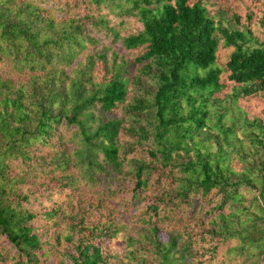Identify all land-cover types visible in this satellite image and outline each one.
Returning a JSON list of instances; mask_svg holds the SVG:
<instances>
[{
  "label": "trees",
  "instance_id": "trees-1",
  "mask_svg": "<svg viewBox=\"0 0 264 264\" xmlns=\"http://www.w3.org/2000/svg\"><path fill=\"white\" fill-rule=\"evenodd\" d=\"M224 1L0 0V264H263L264 0Z\"/></svg>",
  "mask_w": 264,
  "mask_h": 264
},
{
  "label": "rangeland",
  "instance_id": "rangeland-1",
  "mask_svg": "<svg viewBox=\"0 0 264 264\" xmlns=\"http://www.w3.org/2000/svg\"><path fill=\"white\" fill-rule=\"evenodd\" d=\"M224 2H226V0L224 1ZM227 3V2H226ZM228 17V16H227ZM113 25H116V22H113L112 23ZM133 24V23H132ZM134 25V24H133ZM130 28H131V26L130 25H128V26H126V29L127 30H130ZM104 43H107L106 41H104ZM112 50H114L116 53H118V55H120V56H124L126 59H131V55L128 53V52H126L119 44H116L114 47H113V49ZM129 74L130 75H134V74H136L137 73V66H135L133 63H132V61L130 62V66H129ZM258 111H259V113L260 114H262L263 113V115H264V105L262 106V109H260V108H258L257 109ZM133 234H137V231L136 230H134L133 231ZM263 264H264V260H263Z\"/></svg>",
  "mask_w": 264,
  "mask_h": 264
}]
</instances>
